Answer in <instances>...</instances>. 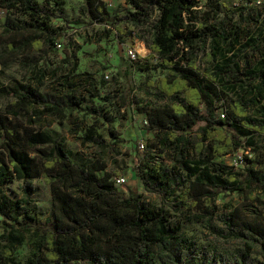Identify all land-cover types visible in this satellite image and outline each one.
<instances>
[{
    "label": "trees",
    "instance_id": "16d2710c",
    "mask_svg": "<svg viewBox=\"0 0 264 264\" xmlns=\"http://www.w3.org/2000/svg\"><path fill=\"white\" fill-rule=\"evenodd\" d=\"M123 1L127 7L113 17L104 0H82L81 10L89 22L114 27L121 38L131 34L142 41L150 50L146 59L156 57L157 66L166 70L150 83L156 97L166 102L137 105L157 137L138 169L144 189L174 195L178 204L216 216L226 225L225 236L239 239L242 246L230 252L200 247L184 235L167 208L152 204L146 196H121L113 174L101 173L106 168L102 158L75 162L64 138L53 136L44 126L62 122L80 108L111 122L104 109L82 107L87 97L111 102L112 97L102 95L99 88L106 81L101 78L98 84L91 74L66 73L59 86L40 91L48 70L33 60L27 66L34 80L0 89V97L13 98L8 109L0 110V264H264V211L247 219L237 208L217 213L214 204L220 194L243 192L254 182L264 184V169L248 164L239 171L214 161L254 147L256 134L264 135V16L260 19L264 4L236 6L240 16L253 21L247 28L238 20L211 21L218 11L210 3L213 11L201 13L198 0ZM0 8L28 18L8 17L3 24L10 59L15 60L20 49L42 51L44 56L55 49L61 31L50 22L64 18L63 0L43 4L0 0ZM27 30L30 37L22 35ZM7 53L0 50L6 67ZM253 107L257 115L249 113ZM107 132L111 142L94 126H84L81 142L104 154L123 142L113 128ZM33 149L38 156L31 154ZM166 149L172 154L167 165L162 161ZM38 176L50 186L52 213L48 225L35 227L33 253L20 262L12 259L11 237L17 228L29 229V220H36L28 195ZM13 180L22 183L20 198L5 191L4 185ZM249 197L264 204V193ZM215 231L223 233L222 228Z\"/></svg>",
    "mask_w": 264,
    "mask_h": 264
},
{
    "label": "rangeland",
    "instance_id": "374dc122",
    "mask_svg": "<svg viewBox=\"0 0 264 264\" xmlns=\"http://www.w3.org/2000/svg\"><path fill=\"white\" fill-rule=\"evenodd\" d=\"M43 4L44 0H35ZM112 17L116 14L121 15L124 8L127 7L123 0H104ZM250 2L264 4V0H198L200 12L210 11L211 3L218 11V14L211 21L219 19H228L231 21H240L242 26L250 28L253 26L252 20L248 21L245 15L240 16L237 5H248ZM82 0H63L64 18H53L50 22L51 27L60 29L61 35L58 41L61 47H55L49 55L44 56L42 51L33 49H20L16 59H10L6 52L8 35L3 33V24L8 17L25 21L27 16L17 15L10 11L0 16V50L7 53L9 66L3 65L0 60V89L7 90L14 83H27L32 78V72L27 66L33 60L38 61V65H45L48 73L47 78L39 84L40 91H46L53 86H59V79L66 73L74 77L80 73L91 74L98 84L101 78L106 81L99 85L102 95L112 97L111 102L100 100L96 97H87L86 104L94 107H100L111 116V122H106L104 118L85 112V110H72L71 114L62 122L54 120L51 125L44 128L55 137H62L66 145L72 149L75 162L81 164L100 157L106 163V168L101 171L110 172L113 177H126V182L117 186L121 196L141 195L157 206L167 208L172 215L173 220L178 223L184 233L197 244L208 250L230 252L242 246L239 239L225 236L227 233L226 225L216 216L209 215L199 207L185 206L178 204L174 195L160 196L157 193H148L139 177L138 169L140 165L146 163L148 152L152 151L153 144L156 143V131L152 129L147 121L146 114L138 110L137 105L148 103L163 104L165 99L156 97L152 82H156L161 76L166 74V70L157 66V58L146 59L150 50L146 45L133 38L131 34L124 37L117 36L114 27L105 26L103 23H91L85 17L81 10ZM261 17L264 12L260 11ZM255 15V13H253ZM18 17V18H16ZM82 19L81 22H78ZM107 25H110L108 22ZM119 25L125 27L120 22ZM128 29H133L128 26ZM23 36L30 37L31 32H23ZM132 49L136 53L135 59L128 56V50ZM139 55V56H138ZM27 59V62H24ZM74 63L75 68H72ZM72 71V73H71ZM105 75L107 77H105ZM68 91H72L68 88ZM13 98L11 96L0 97V110L8 109ZM223 100H218V104ZM264 105V98L261 102ZM122 104V106H120ZM222 109H219V111ZM251 115H257V109L253 107L249 110ZM94 126L97 133L105 135L111 142L107 129L113 128L123 139L117 147H109L104 154H99L98 149L90 143H82L81 135L84 132V126ZM200 125V124H199ZM144 141L146 146L144 150H139L137 144ZM163 163L167 165L172 160V154L169 149L162 150ZM31 154L37 155L38 152L33 149ZM244 156L251 159L250 162L244 160ZM215 162L227 165H233L235 169L242 171L244 166L250 164L255 169H264V135L256 134V145L254 147L240 148L229 154L217 156ZM146 169H144L145 171ZM34 190L30 191V213L36 217V220H29L28 228H17L12 234L14 245L12 259L20 262L26 261L34 250V241L36 240L35 227L46 224L47 218L51 217L52 201L49 184L45 183L42 176L32 179ZM264 184L254 182L243 192H231L220 194L214 204L217 213H227L231 209L237 208L239 213L247 219H256L259 213L264 211V204H259L249 197V193L260 195L263 192ZM6 193L12 198H20L24 195L22 183L13 180L4 185ZM180 192L177 191L176 194ZM175 194V195H176ZM0 217V221H1ZM222 228L223 233L215 231ZM3 233V227L0 224V235ZM4 243V240L1 241Z\"/></svg>",
    "mask_w": 264,
    "mask_h": 264
},
{
    "label": "built area",
    "instance_id": "2783aa9c",
    "mask_svg": "<svg viewBox=\"0 0 264 264\" xmlns=\"http://www.w3.org/2000/svg\"><path fill=\"white\" fill-rule=\"evenodd\" d=\"M6 10L3 9V8H0V16H2L3 14H5ZM55 47H61V43L59 41H56L55 43ZM128 56L131 58V59H135L136 57V53L135 51H133L132 49H129L128 50ZM105 77H107L105 75ZM220 116L221 117H224V113L220 110ZM147 123V121H145ZM137 148L139 150H144L145 148V142L144 141H139L138 144H137ZM114 181H115V184L117 186H121L123 185L125 182H126V177H123V176H117V177H114Z\"/></svg>",
    "mask_w": 264,
    "mask_h": 264
}]
</instances>
